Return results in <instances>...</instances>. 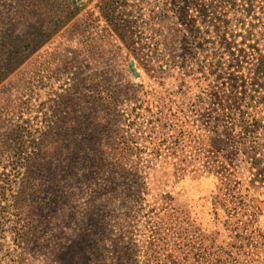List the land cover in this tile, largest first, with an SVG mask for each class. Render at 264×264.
<instances>
[{"label": "rangeland", "instance_id": "1", "mask_svg": "<svg viewBox=\"0 0 264 264\" xmlns=\"http://www.w3.org/2000/svg\"><path fill=\"white\" fill-rule=\"evenodd\" d=\"M3 173L0 264H264V0H0Z\"/></svg>", "mask_w": 264, "mask_h": 264}, {"label": "trees", "instance_id": "2", "mask_svg": "<svg viewBox=\"0 0 264 264\" xmlns=\"http://www.w3.org/2000/svg\"><path fill=\"white\" fill-rule=\"evenodd\" d=\"M9 175H7V174H5V173H3V174H0V192H4L5 191V188H6V186H8L9 185ZM2 193H0V195H1ZM13 210H15V211H19L20 210V208L19 207H17V203L16 204H14V206H13ZM0 248H1V246H0Z\"/></svg>", "mask_w": 264, "mask_h": 264}]
</instances>
